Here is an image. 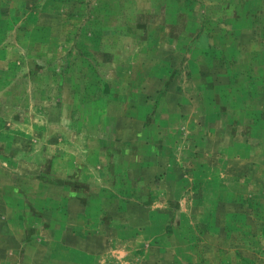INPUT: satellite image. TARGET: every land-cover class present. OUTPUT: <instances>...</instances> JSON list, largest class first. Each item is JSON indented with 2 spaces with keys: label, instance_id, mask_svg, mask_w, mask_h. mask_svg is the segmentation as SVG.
Wrapping results in <instances>:
<instances>
[{
  "label": "rangeland",
  "instance_id": "374dc122",
  "mask_svg": "<svg viewBox=\"0 0 264 264\" xmlns=\"http://www.w3.org/2000/svg\"><path fill=\"white\" fill-rule=\"evenodd\" d=\"M190 70L251 111L152 211L121 179ZM37 261L264 264V0H0V264Z\"/></svg>",
  "mask_w": 264,
  "mask_h": 264
},
{
  "label": "crops",
  "instance_id": "0c3cea01",
  "mask_svg": "<svg viewBox=\"0 0 264 264\" xmlns=\"http://www.w3.org/2000/svg\"><path fill=\"white\" fill-rule=\"evenodd\" d=\"M200 48L206 55L207 47ZM204 72L184 71L185 82L177 90L165 84L159 101L151 106L136 133L147 148L135 154L130 151L139 163L121 182L133 184L141 193V203L152 211L166 206L158 202L159 194H166L163 198L169 200L172 193L191 191L193 182L204 175L201 170L207 165L214 167L224 158L233 143L232 129L237 125L234 113L251 111L249 105L227 103L229 97H238L237 92L230 87L220 89L219 84L217 88L210 87L212 78ZM119 184L123 183L113 186ZM72 248L80 254L79 247Z\"/></svg>",
  "mask_w": 264,
  "mask_h": 264
}]
</instances>
